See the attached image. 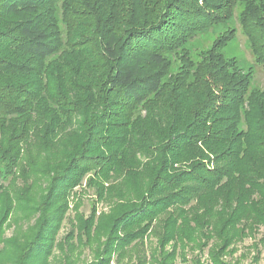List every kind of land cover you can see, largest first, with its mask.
I'll return each instance as SVG.
<instances>
[{
    "label": "trees",
    "instance_id": "16d2710c",
    "mask_svg": "<svg viewBox=\"0 0 264 264\" xmlns=\"http://www.w3.org/2000/svg\"><path fill=\"white\" fill-rule=\"evenodd\" d=\"M237 1L0 0V264H243L264 227V89L225 60L233 35L184 48ZM241 21L264 66V5Z\"/></svg>",
    "mask_w": 264,
    "mask_h": 264
},
{
    "label": "rangeland",
    "instance_id": "374dc122",
    "mask_svg": "<svg viewBox=\"0 0 264 264\" xmlns=\"http://www.w3.org/2000/svg\"><path fill=\"white\" fill-rule=\"evenodd\" d=\"M264 0H238L232 8L233 15L227 20V22L223 24H218L213 26L211 29H206L200 31L196 34L192 39L187 41L184 45L185 50L189 51L187 54L194 60L200 59L201 56L206 54L207 50H209L212 46H214L215 42L218 39L224 37V35L228 36V34L233 35L234 37L228 42L227 45L221 48V53L223 54L225 60L235 59L240 67H242L247 72H252V87L255 89H264V66L256 62V56L251 46V42L249 37L244 33L242 26V16L244 12L248 9H251L256 6H263ZM234 31V32H233ZM234 33V34H232ZM170 58H174L171 55ZM83 185L79 186L77 190V195L80 196L82 205L80 206V211L84 213L86 216L90 215V211L95 204H98V198H96L95 191L92 187H89L86 184V179L82 183ZM79 198V197H78ZM78 198L71 196V206L68 211V217L64 220V223L61 227L59 238L63 237L71 230V219H74V204H76L79 200ZM107 210L106 204H99L98 213L100 211ZM16 218H13L8 222L6 236H12L14 231L16 230V222H14ZM255 239L248 238L245 241L239 243L237 245V250L235 252L234 257L240 258L245 255V258H240L243 264H248L252 262L253 256L257 253L260 254L259 262L256 264H264V227H262L259 232L256 234ZM150 241H147L146 252L150 250V247L154 245L155 239L150 238ZM257 245L258 252L252 248L253 244ZM66 251L56 254V258L53 260L52 264H62L66 260ZM187 258L191 261L195 256L200 255L198 251L193 249L187 250ZM92 255H89L88 251L85 252L82 259L78 264H84L87 261L92 259ZM209 258V253L205 252L204 258L202 259L203 264H207V259ZM112 264H135L134 260L130 261L129 258H125L123 261L116 263V261L112 262ZM177 264H181L180 260H178Z\"/></svg>",
    "mask_w": 264,
    "mask_h": 264
}]
</instances>
